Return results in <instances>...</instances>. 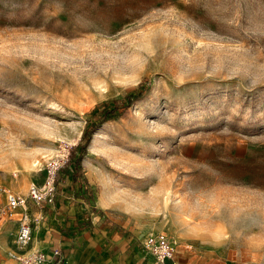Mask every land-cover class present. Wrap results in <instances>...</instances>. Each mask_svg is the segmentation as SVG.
Here are the masks:
<instances>
[{
    "label": "rangeland",
    "instance_id": "1",
    "mask_svg": "<svg viewBox=\"0 0 264 264\" xmlns=\"http://www.w3.org/2000/svg\"><path fill=\"white\" fill-rule=\"evenodd\" d=\"M114 100L71 186L60 166ZM52 167L47 204L103 206L189 264H264V0H0V210ZM27 199L0 219L33 227Z\"/></svg>",
    "mask_w": 264,
    "mask_h": 264
},
{
    "label": "crops",
    "instance_id": "2",
    "mask_svg": "<svg viewBox=\"0 0 264 264\" xmlns=\"http://www.w3.org/2000/svg\"><path fill=\"white\" fill-rule=\"evenodd\" d=\"M64 191L65 188H58L54 199L61 198ZM43 202L41 217L34 218L32 240L25 249L11 245L19 219L16 216L0 219V264H18L9 257L10 248L19 253L42 251L48 262L53 250L59 248L65 264H156L143 249L142 236L128 231L103 206L81 202L64 207L58 202L55 205ZM185 249L190 248L186 245ZM175 257L176 264H189L177 256V250Z\"/></svg>",
    "mask_w": 264,
    "mask_h": 264
},
{
    "label": "built area",
    "instance_id": "3",
    "mask_svg": "<svg viewBox=\"0 0 264 264\" xmlns=\"http://www.w3.org/2000/svg\"><path fill=\"white\" fill-rule=\"evenodd\" d=\"M64 160L62 163H64ZM55 167H52L49 171L50 176L45 187H37L36 185H31L28 189L27 195H19L15 192L8 191L6 194V206L2 208V213H9L15 209L22 208L23 211L26 210L27 196L34 203L39 204L42 201L53 202V190L54 184V172ZM48 186L47 189H45ZM17 233L15 236L16 247L20 249H25L27 245L32 240L31 223L29 221V216L25 212L22 218L19 220L17 226ZM143 249L154 258L156 264H176V250L177 242L169 237L164 232H150L142 240ZM9 257L15 259L18 264H65L64 256L59 248L53 250L50 262L47 261L44 252L38 250H33L25 253H11Z\"/></svg>",
    "mask_w": 264,
    "mask_h": 264
},
{
    "label": "trees",
    "instance_id": "4",
    "mask_svg": "<svg viewBox=\"0 0 264 264\" xmlns=\"http://www.w3.org/2000/svg\"><path fill=\"white\" fill-rule=\"evenodd\" d=\"M142 88L143 86L139 84L134 90L130 91L125 98H124V104L123 107L127 108L130 106V104L133 103L134 99L138 98L142 94ZM120 110V104L117 101H107L104 102L101 106L95 108L91 113L89 119L86 121V124L84 126V129L81 133V139L79 142L72 147L69 151V155L67 157V160L60 166L61 169H63L67 164L72 163L75 167L74 170H71L67 173L68 176L72 177V184L73 186L76 181L81 177L80 167L79 164L84 157L86 151L87 145L90 143L93 133L97 129V127L100 125V123L112 120L114 119ZM57 175L55 174L54 181H56ZM86 182V181H85ZM88 183L86 182V188L88 189Z\"/></svg>",
    "mask_w": 264,
    "mask_h": 264
},
{
    "label": "bare ground",
    "instance_id": "5",
    "mask_svg": "<svg viewBox=\"0 0 264 264\" xmlns=\"http://www.w3.org/2000/svg\"><path fill=\"white\" fill-rule=\"evenodd\" d=\"M101 205H102V203H101Z\"/></svg>",
    "mask_w": 264,
    "mask_h": 264
}]
</instances>
